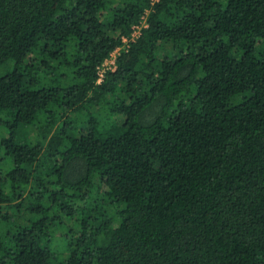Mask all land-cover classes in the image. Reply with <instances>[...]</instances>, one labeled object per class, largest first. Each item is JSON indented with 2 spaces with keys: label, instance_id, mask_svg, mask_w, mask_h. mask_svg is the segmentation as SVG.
<instances>
[{
  "label": "trees",
  "instance_id": "obj_1",
  "mask_svg": "<svg viewBox=\"0 0 264 264\" xmlns=\"http://www.w3.org/2000/svg\"><path fill=\"white\" fill-rule=\"evenodd\" d=\"M6 63L0 264H264V0H0Z\"/></svg>",
  "mask_w": 264,
  "mask_h": 264
},
{
  "label": "rangeland",
  "instance_id": "obj_2",
  "mask_svg": "<svg viewBox=\"0 0 264 264\" xmlns=\"http://www.w3.org/2000/svg\"><path fill=\"white\" fill-rule=\"evenodd\" d=\"M119 54V53H118ZM118 54H115L116 58ZM115 58V59H116ZM11 64L6 63L0 68V76H2L5 72L9 71L11 69ZM11 123V118H9L8 114L6 112H0V139L2 137H5L7 134V128L6 125ZM19 136L22 140L28 141L32 139L33 137V131L30 127H24L19 130ZM65 229V227H63ZM66 230V229H65ZM65 230H62V232H65Z\"/></svg>",
  "mask_w": 264,
  "mask_h": 264
},
{
  "label": "built area",
  "instance_id": "obj_3",
  "mask_svg": "<svg viewBox=\"0 0 264 264\" xmlns=\"http://www.w3.org/2000/svg\"><path fill=\"white\" fill-rule=\"evenodd\" d=\"M156 0H153V2H155ZM147 24L145 21H143L142 26L141 27H135L133 34L131 36L130 39H123V46L119 49H117L115 52H113L111 54V57L102 65V71L101 73H103L106 70H114L115 69V65H116V56L115 54L120 53V51H125L128 48L129 42H133L141 33V28H146ZM119 55V54H118ZM103 74L100 75V78H102ZM100 81V80H99Z\"/></svg>",
  "mask_w": 264,
  "mask_h": 264
}]
</instances>
